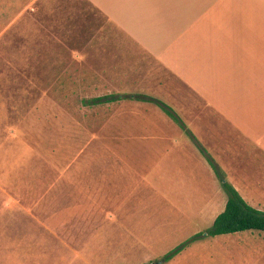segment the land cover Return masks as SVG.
Segmentation results:
<instances>
[{
  "label": "crops",
  "instance_id": "0c3cea01",
  "mask_svg": "<svg viewBox=\"0 0 264 264\" xmlns=\"http://www.w3.org/2000/svg\"><path fill=\"white\" fill-rule=\"evenodd\" d=\"M44 1L62 39L76 40L69 47L78 67L94 73L92 87L101 90L94 99L140 115L145 177L159 193L203 215L225 210V192L220 209L204 204L221 193V181L198 142L244 200L264 211V0ZM147 97L171 107L195 140ZM19 184L0 173V264L115 261L113 244L105 254L93 235L98 229L69 220L67 208H44ZM245 232L208 240L201 262L264 264V238H245L264 233Z\"/></svg>",
  "mask_w": 264,
  "mask_h": 264
},
{
  "label": "rangeland",
  "instance_id": "374dc122",
  "mask_svg": "<svg viewBox=\"0 0 264 264\" xmlns=\"http://www.w3.org/2000/svg\"><path fill=\"white\" fill-rule=\"evenodd\" d=\"M54 15L44 0H0V173L19 177L44 208H67L69 220L98 229L91 232L102 251L113 244L115 257L102 263L203 264L208 240L244 238L207 236L216 216L200 207L196 213L186 199L165 198L147 180L140 115H123L124 104L87 103L101 90L92 87L94 73L70 55L76 40L62 39ZM220 190L204 204L220 209L222 184ZM199 233L203 238L163 260Z\"/></svg>",
  "mask_w": 264,
  "mask_h": 264
},
{
  "label": "trees",
  "instance_id": "16d2710c",
  "mask_svg": "<svg viewBox=\"0 0 264 264\" xmlns=\"http://www.w3.org/2000/svg\"><path fill=\"white\" fill-rule=\"evenodd\" d=\"M140 99V98H139ZM143 100L153 102L164 110L176 123H178L191 137L194 136L188 131L185 124L180 119L174 110L165 103L153 99L143 98ZM101 102H109V97L93 99L87 101L89 105H96ZM201 152L206 156L207 160L213 167L217 177L221 181L222 187L228 196V201L225 210L217 216L213 225L207 229L206 233L209 237H218L223 235H231L245 231H261L264 232V211L256 209L249 205L240 193L226 181L223 170L218 166L212 157L208 155L206 150L197 142ZM204 233H199L187 241L183 242L173 250L169 251L163 258L164 261H169L184 250L190 243L203 238Z\"/></svg>",
  "mask_w": 264,
  "mask_h": 264
}]
</instances>
